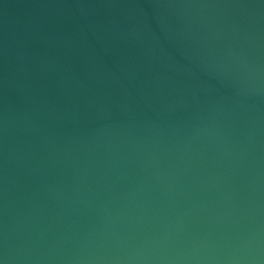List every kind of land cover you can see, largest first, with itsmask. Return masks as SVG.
Listing matches in <instances>:
<instances>
[{
  "label": "water",
  "instance_id": "95a60500",
  "mask_svg": "<svg viewBox=\"0 0 264 264\" xmlns=\"http://www.w3.org/2000/svg\"><path fill=\"white\" fill-rule=\"evenodd\" d=\"M0 264H264V0H0Z\"/></svg>",
  "mask_w": 264,
  "mask_h": 264
}]
</instances>
